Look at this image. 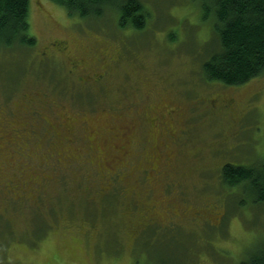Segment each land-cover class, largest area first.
<instances>
[{
  "label": "rangeland",
  "instance_id": "obj_1",
  "mask_svg": "<svg viewBox=\"0 0 264 264\" xmlns=\"http://www.w3.org/2000/svg\"><path fill=\"white\" fill-rule=\"evenodd\" d=\"M139 1L141 30L119 26L117 12L81 19L30 0L37 48L0 51V264H240L264 253V203L220 180L224 164L264 160V74L207 81L215 37L201 0ZM216 98L233 105L214 110Z\"/></svg>",
  "mask_w": 264,
  "mask_h": 264
},
{
  "label": "trees",
  "instance_id": "obj_2",
  "mask_svg": "<svg viewBox=\"0 0 264 264\" xmlns=\"http://www.w3.org/2000/svg\"><path fill=\"white\" fill-rule=\"evenodd\" d=\"M81 19L100 20L110 11L118 24L145 27V10L139 0H51ZM203 16H212L215 50L202 64L205 79L240 86L264 74V0H201ZM30 0H0V51L35 49L30 33ZM220 180L230 189L247 187L256 204L264 203V160L251 166L224 164ZM233 192V191H232ZM244 202L240 201V204ZM244 205V204H243ZM240 264H264V253H253Z\"/></svg>",
  "mask_w": 264,
  "mask_h": 264
},
{
  "label": "flooded vegetation",
  "instance_id": "obj_3",
  "mask_svg": "<svg viewBox=\"0 0 264 264\" xmlns=\"http://www.w3.org/2000/svg\"><path fill=\"white\" fill-rule=\"evenodd\" d=\"M52 46L53 47H58L59 48V45L58 44H56V43H53L52 44ZM51 46V47H52ZM73 67H74V69H72V71H74L77 67H78V65L77 64H73ZM71 71V72H72ZM83 76L81 77V81H83ZM86 78V77H85ZM102 78H103V75H96L95 77H92V78H88V81L89 80H91L92 82H99V81H101L102 80ZM210 105H211V108L212 109H214V110H221V109H227V108H231V106L233 105V102L231 101V100H228V101H223V100H220V99H212V100H210ZM221 104V105H220ZM168 113V115H171V117H172V119L174 118V116L176 115V110L175 109H171V110H169V112H167ZM151 121L150 122H154L155 123V121H157L158 119H150ZM131 123V122H130ZM132 129H134L133 128V126L132 125H126V126H121V134L119 135L118 133H117V138L118 139H120V140H123V139H126V137L125 136H128V135H130V133H131V130ZM227 139H228V137H227ZM126 141H127V139H126ZM124 152H127V150L126 149H124Z\"/></svg>",
  "mask_w": 264,
  "mask_h": 264
}]
</instances>
